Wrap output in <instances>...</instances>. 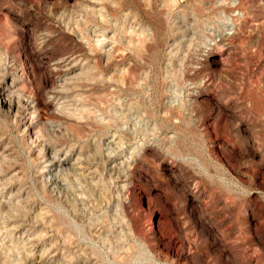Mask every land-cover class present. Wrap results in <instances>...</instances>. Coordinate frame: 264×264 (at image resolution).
Instances as JSON below:
<instances>
[{"label":"rangeland","instance_id":"374dc122","mask_svg":"<svg viewBox=\"0 0 264 264\" xmlns=\"http://www.w3.org/2000/svg\"><path fill=\"white\" fill-rule=\"evenodd\" d=\"M0 264H264V0H0Z\"/></svg>","mask_w":264,"mask_h":264},{"label":"bare ground","instance_id":"6f19581e","mask_svg":"<svg viewBox=\"0 0 264 264\" xmlns=\"http://www.w3.org/2000/svg\"><path fill=\"white\" fill-rule=\"evenodd\" d=\"M9 97V96H8ZM64 157V156H63ZM14 196V195H13Z\"/></svg>","mask_w":264,"mask_h":264}]
</instances>
